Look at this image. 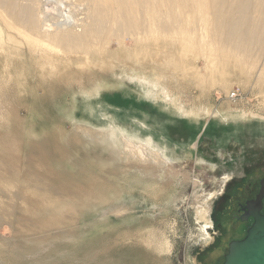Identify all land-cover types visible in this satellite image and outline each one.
I'll return each mask as SVG.
<instances>
[{
	"label": "rangeland",
	"instance_id": "374dc122",
	"mask_svg": "<svg viewBox=\"0 0 264 264\" xmlns=\"http://www.w3.org/2000/svg\"><path fill=\"white\" fill-rule=\"evenodd\" d=\"M200 1L198 7L191 5L192 11L177 12L184 22H172L163 15L157 30L168 29L170 36L166 32V37L159 36L174 40L177 34L178 46L187 47L182 63L194 60L200 65L206 87L201 104L213 112L230 104L238 109L235 118L243 110L263 109L264 75L261 81L256 76L264 63V37L256 36L254 44L260 46L252 45L250 63L257 61L249 65L255 66L254 80L240 85L223 70V61L233 55V41L220 30L221 23L213 21L216 9H210L208 0ZM43 3L52 10L49 18L67 0ZM223 14L226 11L219 15ZM0 23L5 24L1 17ZM10 38L9 44L0 34V264H223L230 243L243 239L252 225L250 219H241L247 201L262 203L264 212V202L258 198L264 190L260 185L264 180V123H225L205 115L181 117L173 109L142 98L135 82L126 81L128 88L118 86L112 74L99 73L89 82L62 66L64 73L49 76L40 66L38 52ZM96 83L102 86L100 94L89 97ZM195 87L189 88L198 96ZM111 117L131 132L145 127L189 167L196 161L215 164L213 170L212 165L203 167L202 173L214 177L217 188L224 186L211 204L214 229L209 232L216 243L208 246L200 235L204 225L193 192L153 218L141 214L145 222H132L133 213L125 219L95 215L88 182L93 175H106L108 155L92 146L80 128L106 129ZM158 199L156 204H163V196Z\"/></svg>",
	"mask_w": 264,
	"mask_h": 264
},
{
	"label": "bare ground",
	"instance_id": "6f19581e",
	"mask_svg": "<svg viewBox=\"0 0 264 264\" xmlns=\"http://www.w3.org/2000/svg\"><path fill=\"white\" fill-rule=\"evenodd\" d=\"M187 3H190V7H187ZM66 4H61L57 14L47 18L52 10L44 8L43 0H0V17L5 23H0V34L9 44L10 36H14L15 43L23 42L26 49L38 52L40 66L43 71L47 70L49 76L64 73L66 69L80 75L81 80L87 78L90 82L93 77H99V73L112 74L118 86L128 88L126 81L135 82L142 92L139 94L142 98L173 109L181 117L205 115L209 118L214 116L225 123L230 120L264 123V108L248 112L243 110L240 118H235L238 109L231 108L230 104L217 108L215 112L205 103L201 104L206 87L201 80L200 65L194 60L182 63V55L187 47L178 46V40H175L179 39L177 34H174V40L161 39L170 31L157 30L158 22L164 16L172 22L181 19L180 22H184L183 15L177 12L183 9H186V13L192 11L191 5L200 6V0H67ZM208 5L218 13L213 16V21L221 23L220 30L234 44V51L229 50L233 54L231 57L228 55L230 59L222 53L227 58L223 61V70L232 74V79L240 85L249 83L254 80L252 73L255 72V66L249 64L257 61L250 63L254 41L256 36L264 37V0H208ZM224 11L225 15H219ZM165 27L169 26L165 24ZM178 27L174 28L175 31ZM157 35L164 36L159 38ZM183 64L188 66L187 71ZM216 65L221 64L217 62ZM62 66L65 69L61 71ZM257 71L256 77L263 78L264 63ZM183 77L187 79L183 80ZM104 83L103 86L107 85ZM190 86L198 87V96L190 91ZM101 89L99 83L92 85L88 91L89 97L98 96ZM111 120L106 129L96 130L91 126L80 128L92 146L108 155H105L106 175H93L88 182V194L95 201L92 205L96 207V211H93L95 215L101 213L103 219L111 216L125 219L128 213H133L131 221L136 224L145 220L140 219L143 215L153 218L159 212L171 210L178 200L193 192L198 197L196 212L204 225L200 235L208 246L216 243L209 232L214 229L211 204L224 186L220 184L217 188L216 179L202 173L205 171L203 167L212 165L213 170L215 164L209 166L204 161H194L193 167H189L185 162L176 160L169 153L171 146L157 142L145 127L140 126L139 131L131 132L125 126L116 124L112 117ZM224 179L228 182L227 177ZM207 185L214 187V190H208ZM162 196L163 204H156V200Z\"/></svg>",
	"mask_w": 264,
	"mask_h": 264
},
{
	"label": "water",
	"instance_id": "95a60500",
	"mask_svg": "<svg viewBox=\"0 0 264 264\" xmlns=\"http://www.w3.org/2000/svg\"><path fill=\"white\" fill-rule=\"evenodd\" d=\"M251 216L254 221L246 237L230 243L223 264H264V214L258 208Z\"/></svg>",
	"mask_w": 264,
	"mask_h": 264
},
{
	"label": "flooded vegetation",
	"instance_id": "af4514ba",
	"mask_svg": "<svg viewBox=\"0 0 264 264\" xmlns=\"http://www.w3.org/2000/svg\"><path fill=\"white\" fill-rule=\"evenodd\" d=\"M260 185L264 187V180H262L260 182ZM258 198H259V202L262 200H263L262 202H264V190L258 195ZM261 205H262V203H256V201L254 203L247 201L246 206L243 208L241 219H247V220L250 219L252 221V224H253L254 220L251 216V213L253 212L254 209L260 208V213L264 214V212L261 210ZM247 231H248V229H247ZM246 234H247V232H246ZM237 241H239V240H237Z\"/></svg>",
	"mask_w": 264,
	"mask_h": 264
},
{
	"label": "built area",
	"instance_id": "2783aa9c",
	"mask_svg": "<svg viewBox=\"0 0 264 264\" xmlns=\"http://www.w3.org/2000/svg\"><path fill=\"white\" fill-rule=\"evenodd\" d=\"M234 96H236V95H234V94H233L231 99H233V98H234ZM235 98H236V97H235Z\"/></svg>",
	"mask_w": 264,
	"mask_h": 264
}]
</instances>
